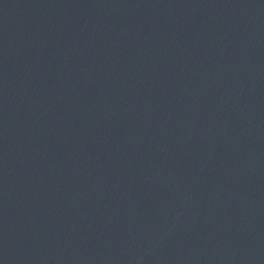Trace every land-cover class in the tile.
<instances>
[{
    "label": "water",
    "instance_id": "water-1",
    "mask_svg": "<svg viewBox=\"0 0 264 264\" xmlns=\"http://www.w3.org/2000/svg\"><path fill=\"white\" fill-rule=\"evenodd\" d=\"M0 264H264V0H0Z\"/></svg>",
    "mask_w": 264,
    "mask_h": 264
}]
</instances>
